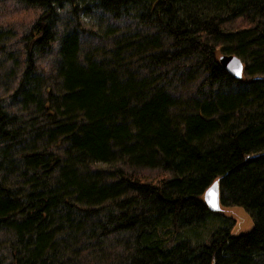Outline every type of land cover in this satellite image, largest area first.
Listing matches in <instances>:
<instances>
[{
  "label": "trees",
  "instance_id": "obj_1",
  "mask_svg": "<svg viewBox=\"0 0 264 264\" xmlns=\"http://www.w3.org/2000/svg\"><path fill=\"white\" fill-rule=\"evenodd\" d=\"M8 1L37 16L0 24V264H264V0Z\"/></svg>",
  "mask_w": 264,
  "mask_h": 264
},
{
  "label": "rangeland",
  "instance_id": "obj_2",
  "mask_svg": "<svg viewBox=\"0 0 264 264\" xmlns=\"http://www.w3.org/2000/svg\"><path fill=\"white\" fill-rule=\"evenodd\" d=\"M36 16V11L25 8L15 2H0V24L12 28L16 32L17 37L25 34L28 31ZM240 22L241 20H234L228 25V28H237ZM225 53L226 52L224 51H220L219 55ZM94 166L104 169L109 168L107 165L103 164H95ZM117 166H122L125 173H130L147 182L159 183L161 180L171 177V174L169 172L160 169H147L141 167H131L127 165ZM217 214L223 217L230 218L233 221V225L230 229L231 235L245 233L250 230L253 225V221L250 215L246 211H244L242 207L239 206H223L221 204ZM216 225V221L213 222L211 219H208L206 224H204L203 226L199 228L192 227V231H189L187 229L181 230L180 233H178V237L182 239H188L191 243L194 244V239L188 238V236H193L196 231H201L203 235H207L209 230H213Z\"/></svg>",
  "mask_w": 264,
  "mask_h": 264
},
{
  "label": "water",
  "instance_id": "obj_3",
  "mask_svg": "<svg viewBox=\"0 0 264 264\" xmlns=\"http://www.w3.org/2000/svg\"><path fill=\"white\" fill-rule=\"evenodd\" d=\"M218 63L235 80L242 78L244 64L240 57L235 54H221L218 57ZM203 199L208 208L212 211H218L220 207V196L217 183L207 187L203 194Z\"/></svg>",
  "mask_w": 264,
  "mask_h": 264
}]
</instances>
